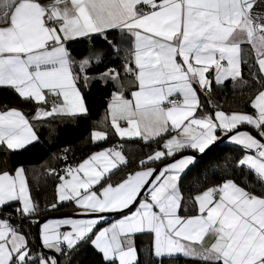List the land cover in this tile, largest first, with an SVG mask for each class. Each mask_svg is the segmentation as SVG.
Wrapping results in <instances>:
<instances>
[{
	"label": "snow or ice",
	"instance_id": "snow-or-ice-1",
	"mask_svg": "<svg viewBox=\"0 0 264 264\" xmlns=\"http://www.w3.org/2000/svg\"><path fill=\"white\" fill-rule=\"evenodd\" d=\"M82 38L101 39L115 59L124 48L130 96L119 69L91 72L105 52L72 57L68 44ZM129 38L130 48L122 44ZM245 45L251 61L242 57ZM246 65L264 84V0H0V90L35 104L31 120L23 110L0 109V264H61L60 256L72 264L81 246L100 264H264V90L250 113H226L208 99L213 83H248ZM92 79L118 90L98 122L105 130L93 129L91 142L114 135L156 146L136 170L120 145L49 169L54 202L41 209L27 169L13 167L9 154L39 142L35 124L87 116L81 83ZM222 139L240 157L217 163L218 184L205 186V173L193 182L202 190L186 195L182 177ZM65 205L72 215L46 216ZM107 213L119 218L101 227ZM138 236L149 239L138 247Z\"/></svg>",
	"mask_w": 264,
	"mask_h": 264
},
{
	"label": "trees",
	"instance_id": "trees-1",
	"mask_svg": "<svg viewBox=\"0 0 264 264\" xmlns=\"http://www.w3.org/2000/svg\"><path fill=\"white\" fill-rule=\"evenodd\" d=\"M113 35L119 34L113 33ZM109 39H112V36H109ZM122 44L130 48V38L124 40ZM68 47L72 57L75 59L89 55L90 52H105L106 55L103 58V62L100 63L99 66H94L91 72L100 73L103 72L105 68H117L120 71V83L124 86L125 93L134 87V85L130 83L132 77L126 76L124 73L123 57L125 51L123 47L121 49L120 59L112 58V56L108 54V48L99 38L78 39L77 41L70 42ZM243 58L251 61L252 52L250 48L247 49ZM244 80H247L248 83H244L243 80L235 82L228 80L221 86H217L213 83L211 94L208 97L212 102L213 108H219L226 112H252L253 110L249 107L250 99L252 95L261 88L262 83L252 80L247 65L244 67ZM81 89L88 108L87 116L57 118L54 121H50L52 123L51 128L47 126V122L43 127L40 126V124H35L39 142L29 145L23 150L9 154L13 167L22 165L27 169V176L33 199L38 202L41 209H45L47 205L54 202V188L57 178L48 175L49 169H63L66 164L71 165L75 163L77 160L87 155L91 150L102 145L110 144L113 146L120 145L122 147L123 153L129 160L130 169L135 170L138 160L143 158L150 149L156 146L154 144L146 145L139 139H125L121 141L114 135H110L106 142H100L94 145L90 140V132L93 129L105 130L104 126L98 122L106 118L104 113L107 102L112 91L118 89L114 83L109 82L105 85L103 80L99 79L90 80L88 87H84L83 83H81ZM200 99L201 103L205 106V110L209 112L213 111V108H209L204 94H201ZM4 106L7 108H20L30 116V120L33 114L30 109L33 111L35 109V104L20 100L9 90H0V108L2 109ZM229 154L239 158L241 152L236 146L225 141V139L217 142L216 145L213 146L206 155L200 157L198 163L190 168L182 177L180 181L182 191L187 195L189 192L194 193L199 190L200 185L197 184L196 187L193 188V182L200 180L205 173H207V181L203 182L205 186L218 184L224 173L218 168L215 173L213 170L217 163L224 161ZM150 166L154 167L155 165ZM34 177L39 178L38 186L34 182ZM64 211L72 212L71 205H65L60 212ZM52 213L59 212H47L46 215ZM41 217L43 216L33 218L38 219ZM33 234H35L34 229ZM148 239L149 237L146 236H138L136 238L137 246L140 247L141 241H146ZM37 246V240L32 242L34 250ZM59 260L61 264H66L67 257L60 256ZM72 264H100V255L91 247L81 246V250L75 255ZM166 264H190V262H186L183 259H175L166 262Z\"/></svg>",
	"mask_w": 264,
	"mask_h": 264
},
{
	"label": "crops",
	"instance_id": "crops-1",
	"mask_svg": "<svg viewBox=\"0 0 264 264\" xmlns=\"http://www.w3.org/2000/svg\"><path fill=\"white\" fill-rule=\"evenodd\" d=\"M42 2H46V0H42ZM130 44H131V39H130ZM250 47L249 46H247V45H245L244 47H243V50H242V57H244L245 56V54H246V51H247V49H249ZM233 82H235V81H233ZM133 88H131L127 93H125L126 95H129L130 96V91L132 90ZM259 90H264V84H262L261 85V88L259 89ZM258 90V91H259ZM258 91H256L253 95H252V97H251V99L252 98H254V96L258 93ZM111 97V96H110ZM251 99H250V101H251ZM109 100H110V98H109ZM109 100H108V102H109ZM108 102H107V104H108ZM8 108H17V109H20V108H18V107H8ZM1 109V108H0ZM106 109H107V106H106ZM219 109V108H218ZM21 110V109H20ZM219 110H222V109H219ZM224 111V110H223ZM226 112V111H225ZM230 112H232V111H230ZM226 113H229V112H226ZM198 115H202L203 114V112H198L197 113ZM106 115H107V112H106V110H105V113H104V116L106 117ZM31 117H32V115H31ZM110 146H113V145H102V146H99V147H97V148H95V149H93V150H91L88 154H90V153H92V152H94V151H96V150H98V149H100V148H107V147H110ZM87 154V155H88ZM87 155H85L84 157H82L81 159H79V160H77L75 163H73V164H71V165H75V164H78L79 162H81ZM136 170V169H135ZM212 186V185H211ZM199 190H202V189H199ZM196 192V191H195ZM195 192L193 193V194H195ZM58 217H60V216H58ZM105 217H106V219L102 222V224L100 225L101 227H104V226H108L110 223H112L115 219H117V218H119L116 214L115 215H113V216H106L105 215ZM145 251H146V249H145Z\"/></svg>",
	"mask_w": 264,
	"mask_h": 264
},
{
	"label": "water",
	"instance_id": "water-1",
	"mask_svg": "<svg viewBox=\"0 0 264 264\" xmlns=\"http://www.w3.org/2000/svg\"><path fill=\"white\" fill-rule=\"evenodd\" d=\"M242 128H247V126H242ZM249 131H251V129H248ZM185 154H195L197 156H199L198 153H185ZM154 167H159V165H155ZM66 215H72V212H67V211H64V212H59V213H52V214H47L46 216L47 217H58V216H66ZM106 216H113L115 214H112V213H107V214H104ZM46 217L43 216L41 218H38L40 220H43L45 219ZM35 230V233L38 232V229H34ZM37 245H39V240L37 239Z\"/></svg>",
	"mask_w": 264,
	"mask_h": 264
},
{
	"label": "rangeland",
	"instance_id": "rangeland-1",
	"mask_svg": "<svg viewBox=\"0 0 264 264\" xmlns=\"http://www.w3.org/2000/svg\"><path fill=\"white\" fill-rule=\"evenodd\" d=\"M29 117V119H30V116H28ZM225 141H227V142H229L227 139H225ZM61 217V216H60Z\"/></svg>",
	"mask_w": 264,
	"mask_h": 264
}]
</instances>
